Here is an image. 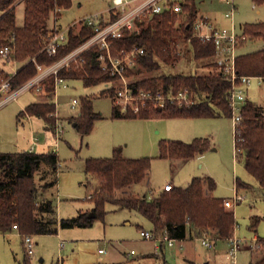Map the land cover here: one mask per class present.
<instances>
[{
  "label": "trees",
  "instance_id": "trees-1",
  "mask_svg": "<svg viewBox=\"0 0 264 264\" xmlns=\"http://www.w3.org/2000/svg\"><path fill=\"white\" fill-rule=\"evenodd\" d=\"M254 1L264 3V0ZM24 2V24L18 25L16 0H0V8L4 11L0 17V48L10 44L12 60L24 62L15 73L0 68V79L9 78L11 90L20 88L36 76L39 64L52 65L94 34V28L83 20L80 30L74 32L70 29L68 41L58 47L56 54L51 55L45 49L54 30L48 27L50 13L53 10L59 13L63 8L70 7L72 0ZM179 2L182 11L166 9L137 19L136 29H126L122 37L113 39V54L118 55L122 49L130 50L134 46L144 48L136 63L125 71L126 76L136 77L143 72L161 70L163 64H177L182 58V44H185L195 59H211L208 65L215 70L206 74L165 72L134 78L129 82L134 94L140 91L166 94L172 87L177 91L187 88L194 102L181 105L178 101L167 100L161 106L147 100L145 103L139 102L138 110L130 107L125 111L114 104L115 118L232 116L229 100L232 81L228 74L218 69L214 59L215 42L213 39L203 40L195 33L194 21L199 11L196 0ZM244 33L248 37L264 38V22L245 24ZM100 54L97 46L91 47L68 65L59 68L56 74H48L42 80V85L51 100L33 101L19 115L41 117L50 129L54 128L56 119L53 115L57 106L53 96L57 76L63 79L80 78L86 86L117 82L119 75L103 68ZM236 69L241 75H264V49L238 54ZM106 89L102 91L103 95L115 93L114 88ZM197 96L199 100H196ZM81 104V113L73 121L77 129L85 134L102 115L94 110L91 97H83ZM235 138L238 158L244 159L246 169L257 179L260 189L264 190V104L252 99L247 101ZM210 147L208 138H196L192 142L163 139L160 142V157L187 159L204 153ZM58 164L59 156L55 150L0 151V232L16 228L25 236L57 233L59 227L92 226L97 217H104L107 202L139 212L152 222L153 230L166 229L169 236L177 239H186L187 229L197 235L211 231L216 239L229 237L235 231V213L226 209L224 198L213 194L217 182L212 176H193L188 186H175L172 190H162L158 195L129 193L128 186L140 183L147 176L151 158H127L123 156L121 148H115L112 157L86 160V173L98 184L96 188L92 186V193L89 194L95 203L92 212L80 211L73 217L59 218L50 191L57 180L53 177L47 180L46 174L42 176L45 179L42 186L35 180L36 173L43 166L49 168L50 175L57 171ZM236 183L238 189L245 187V182L239 178ZM257 240L264 249V238L257 237ZM259 263L264 264V250Z\"/></svg>",
  "mask_w": 264,
  "mask_h": 264
},
{
  "label": "rangeland",
  "instance_id": "rangeland-1",
  "mask_svg": "<svg viewBox=\"0 0 264 264\" xmlns=\"http://www.w3.org/2000/svg\"><path fill=\"white\" fill-rule=\"evenodd\" d=\"M24 1L16 0L18 25L24 24ZM196 2L202 11L211 14L216 26H230L231 19L225 16L228 11L225 2ZM109 5L110 0H72V5L60 10V14L56 10L51 11L48 27L78 32L85 16L96 11L107 14ZM236 5L235 23L240 33L244 32L245 24L264 22V3L236 0ZM3 12L0 8V17ZM188 49V45L182 44V58L177 64H163L161 70L143 72L126 80L130 82L137 77L165 72L206 74L215 70L208 65L211 59H195ZM262 49L264 38L249 36L237 52L244 54ZM0 65L12 69L9 58L1 54ZM49 66L43 65L39 72L46 71ZM125 87L126 83L121 79L92 86H86L80 78L63 79L57 84L53 96L57 104L53 116L59 119L62 129L57 134L56 131H44L42 119H28L25 115H19L37 98L41 101L51 100L43 85L41 90L36 87L23 90L0 105V151L16 152L36 147V151L55 150L58 153L60 162L57 171L49 175V168L43 166L36 173L35 180L39 186L45 182L42 179L44 174L47 180L52 177L58 180L50 191L55 190L53 196L60 218L73 217L80 209L92 212L95 203L88 195L92 193V186L96 188L98 184L86 173V160L112 157L115 148H121L123 156L127 158H151V183L155 189L168 181H173L175 186H185L193 176H212L217 182L213 194L224 198L226 209L235 213L234 233L214 240L213 247H208L198 239L200 235L187 229L186 239L176 240L174 246L156 249L154 240L140 234L142 228L154 229L150 220L136 211L107 202L104 217H97L91 227H59L60 234L33 235L35 247L32 254L27 253L24 236L17 229L0 232V264H260L264 249L257 237L264 238V190L260 189L257 179L246 169L244 159L236 156L232 116L115 118L114 104L123 111L130 107L139 109L140 106L139 100H126L120 94ZM105 88L106 91L114 88L115 93L103 95ZM11 93V90L2 92L0 102ZM248 93L250 99L264 104V84H259L257 79L252 80ZM83 97H91L94 110L102 115L85 134L77 129L73 121L79 115ZM73 98L79 99L76 108L70 104ZM199 99L197 96L196 100ZM55 126L51 129L54 130ZM31 127L37 139L34 144L30 140ZM196 138H208L211 143V147L196 159L184 162L181 158L160 157L161 140L192 142ZM237 178L245 182V187H239L243 199L236 204L233 197ZM147 188L137 183L135 190L142 194ZM256 222L257 225L253 227ZM233 236L236 241L231 240ZM236 242L240 247L234 251Z\"/></svg>",
  "mask_w": 264,
  "mask_h": 264
},
{
  "label": "built area",
  "instance_id": "built-area-1",
  "mask_svg": "<svg viewBox=\"0 0 264 264\" xmlns=\"http://www.w3.org/2000/svg\"><path fill=\"white\" fill-rule=\"evenodd\" d=\"M228 5V11L225 16L231 19L230 26L219 27L214 24L208 17L199 15L194 21V29L197 36L203 40L213 39L216 45V62L218 69L228 74L231 81L232 87L229 91L230 106L232 108V118L234 123V138L238 131V126L243 119V107L250 99L248 89L252 84V80L257 79L259 84H264V75H241L236 69V57L238 55V48L241 44L248 40V36L244 32L237 30L235 23V14L237 12L236 0H221ZM256 7V3L253 4ZM166 9H173L175 11H182L183 7L181 2L177 0H110V5L106 9V13L96 11L92 14L87 15L84 20L87 24L94 28V34L81 45L73 49L66 56L56 61L46 71L39 72L30 81L25 83L18 89L11 90V83L9 79H0V93L11 90V95H8L3 99L2 102L16 96V94L26 88L36 87L38 90L42 89V80L51 73H57L59 68L68 65L73 59L80 56L84 51L91 47L97 46L100 51V59L102 66L105 70L111 71L113 74L119 75V80L126 83L124 90L120 91L122 96L126 97V100H139L145 103L147 100L153 101L157 105H164L167 100L178 101L181 105L191 104V94L187 88L176 90L172 87L168 93L153 94L148 91H140L138 94H134L129 87V82L126 80L128 76L125 75L127 68L132 67L139 54L144 53V48L134 46L130 50L122 49L118 55H114L112 51V44L114 38H120L123 36L126 29L134 30L137 28V19H142L147 14L161 13ZM69 29L60 30L54 29L51 33L49 40L45 45V49L49 54H56L58 47L68 41ZM13 49L10 44H6L0 48V54L5 58L12 60L11 54ZM39 69H43V65H38ZM63 80L61 77H56L57 84ZM79 103V99L73 98L71 105L75 107ZM138 108H135L137 110ZM55 131L56 134L61 132V122L59 119L56 120ZM37 139H34V143ZM235 151L237 156L236 138H235ZM172 181H168L164 184L162 190L174 189ZM236 194L233 197L235 203L243 199V196L239 194L237 183H235ZM91 195H88L90 197ZM142 237L154 240L156 249H160L163 246H174L177 239L169 236L166 229L155 231L142 228L140 230ZM198 239L201 240L202 244L208 247H213L214 240L216 237L211 234L208 230L204 231ZM232 241H236L233 236ZM24 242L28 254L34 252L35 241L33 235L27 234L24 236ZM63 244V242H61ZM236 251L240 247V244L236 242L234 245ZM103 249H100L102 252Z\"/></svg>",
  "mask_w": 264,
  "mask_h": 264
},
{
  "label": "crops",
  "instance_id": "crops-1",
  "mask_svg": "<svg viewBox=\"0 0 264 264\" xmlns=\"http://www.w3.org/2000/svg\"><path fill=\"white\" fill-rule=\"evenodd\" d=\"M177 1H181V0H177ZM196 4H198L197 2H196ZM255 4V3H254ZM199 5H197V7H198ZM198 14L199 15H203V16H206V17H208V16H210V15H208V12H205V11H202L199 7H198ZM89 15V14H88ZM86 17V16H85ZM84 17V18H85ZM209 19H211L212 20V17L210 16V17H208ZM4 57V56H3ZM9 64H10V67L12 68V69H8L7 67H3L2 65H0V68L1 69H3V70H6L7 72H10V73H15L23 64H24V62H22V61H13V60H10L9 61ZM27 89V88H26ZM25 90V89H24ZM23 91V90H22ZM22 91H20V92H22ZM20 92H18L17 94H16V96L20 93ZM16 96H14V98L16 97ZM11 99V98H10ZM55 99H56V95H55ZM9 100V99H8ZM8 100H6V101H8ZM53 100H54V98H53ZM6 101H4L3 103H5ZM35 101H41V99H39V98H37ZM3 103H0V105L1 104H3ZM56 103V102H55ZM71 104V103H70ZM56 106H57V104H56ZM72 106V105H71ZM77 107V105L75 106V107H73L72 106V108H76ZM58 111V110H57ZM58 113V115H59V112H57ZM81 113V110H80V112H79V114ZM28 119H31V118H33V117H37V118H40V119H42L43 120V130L44 131H55V129L53 130V129H50V128H47V125H46V122H45V120L43 119V118H41V117H38V116H35V115H25ZM60 117V116H59ZM35 133V130L31 127V134H30V140H31V143H33L34 144V139H36L35 137H36V135L34 134ZM38 138V140H39V137H37ZM41 144H44V143H41ZM38 147V146H37ZM213 149H216L215 147L213 148ZM28 150H32V151H36V147H35V149H33V148H30V149H28ZM24 151V150H23ZM199 155H201V154H197L195 157H192V158H187V159H184L185 161L184 162H186V161H191L192 159H196V157H199ZM59 162H60V159H59ZM203 177H206V176H203ZM193 178V177H192ZM190 181H191V179H190ZM190 181L187 183V185H185V186H182V187H186V186H188L189 185V183H190ZM57 182H58V180H57ZM56 182V183H57ZM173 182V181H172ZM167 182H164V183H161L160 185H159V187L157 188V189H155L154 187H152V183H151V171L149 170L148 171V173H147V176L145 177V179L143 180V181H141L140 182V184H144L145 186H147L148 188H147V191L146 192H144V193H142L143 195L144 194H149V195H158L160 192H162V188H163V184H166ZM136 185L137 184H132V185H130V186H128L127 187V190L129 191V193H133V194H137V195H141V193L140 192H137L136 190H135V187H136ZM175 186V185H174ZM53 188H55V185L53 186ZM52 192V194H55V190L54 191H51ZM129 209V208H128ZM130 210H133V209H130ZM80 211H87V210H83V209H80ZM133 211H135V210H133ZM57 212H58V206H57ZM137 212V211H136ZM137 213H139V212H137ZM78 214V213H77ZM140 214V213H139ZM142 215V214H141ZM144 216V215H143ZM145 217V216H144ZM60 218V217H59ZM148 219V218H147ZM149 220V219H148ZM127 223H130V221H127ZM152 223V222H151ZM77 227H79V226H77ZM88 227H91V226H88ZM72 228V227H71ZM14 229H16V228H14ZM10 232V231H9ZM6 233H8V232H6ZM60 234V228H59V231L56 233V234ZM54 234V233H53ZM100 250V249H99ZM34 253V252H33Z\"/></svg>",
  "mask_w": 264,
  "mask_h": 264
},
{
  "label": "water",
  "instance_id": "water-1",
  "mask_svg": "<svg viewBox=\"0 0 264 264\" xmlns=\"http://www.w3.org/2000/svg\"><path fill=\"white\" fill-rule=\"evenodd\" d=\"M92 215H94V213H91Z\"/></svg>",
  "mask_w": 264,
  "mask_h": 264
}]
</instances>
